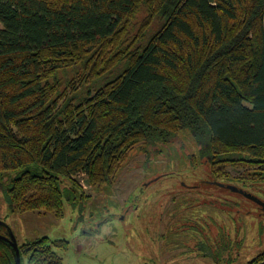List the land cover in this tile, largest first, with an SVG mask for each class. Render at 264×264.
Masks as SVG:
<instances>
[{"label":"trees","instance_id":"1","mask_svg":"<svg viewBox=\"0 0 264 264\" xmlns=\"http://www.w3.org/2000/svg\"><path fill=\"white\" fill-rule=\"evenodd\" d=\"M0 23L10 210L59 216L74 174L100 189L134 148L181 132L216 177L264 165V0H0Z\"/></svg>","mask_w":264,"mask_h":264},{"label":"rangeland","instance_id":"2","mask_svg":"<svg viewBox=\"0 0 264 264\" xmlns=\"http://www.w3.org/2000/svg\"><path fill=\"white\" fill-rule=\"evenodd\" d=\"M144 147L128 154L113 186L100 192L86 173L74 174L91 196L65 202L58 217L12 211L0 190V222L20 244L43 235L67 241L66 248L52 245L61 264H248L264 253V214L248 197L264 196L249 174L257 165L229 166L230 177H216L188 132ZM174 212L180 214L177 224ZM196 224L209 228V249L196 244L202 238L191 227ZM225 234L229 245H212ZM22 264H31L25 255Z\"/></svg>","mask_w":264,"mask_h":264},{"label":"flooded vegetation","instance_id":"3","mask_svg":"<svg viewBox=\"0 0 264 264\" xmlns=\"http://www.w3.org/2000/svg\"><path fill=\"white\" fill-rule=\"evenodd\" d=\"M138 149H140V148H138ZM140 150H142V149H140ZM123 164L124 163H122L120 169L122 168ZM252 173H253V189L255 191L259 190V191L264 193V190H263L264 188H261V186L264 187V166H262L261 164H259V165L257 164V166L253 167V172ZM116 176H117V173H116ZM116 176H115V178L113 180H111L110 182H108L105 185H103L100 189H95V192H100V191L104 190V187L107 186V185H110V187L113 186V182L115 181ZM155 180H156V178L154 180H150L149 182H152V181H155ZM141 183H143V182H141ZM77 184L81 187V191H80L79 195L77 194L75 196V198L71 202H69L71 204H74L75 201L86 200L89 196H91V195L85 194V191H84L83 187L79 183H77ZM191 187H193V186H191ZM248 197L251 198V200L253 201V207L256 206V208L260 210V213L264 214V196H260L258 194H254L253 193V197L250 196V195H248ZM66 202H68V201H66ZM62 212H63V210H62ZM62 212H61L60 215H62ZM178 215L180 216L179 213H175L174 212V216H172L173 217L172 221L176 220L175 224H177ZM55 216L58 217V215H55ZM3 226L4 225L0 222V264H16V250H15V247L13 246L14 242L12 241V237H11V235L13 233H12V231L10 229H8V227L5 228L6 225L4 227ZM191 227H193V229L195 231H199L200 232L199 236L202 237L201 239H199L196 242V244H199L200 246H203V247L206 246V248L209 249L208 246L211 245L210 244V240L208 238V234L210 232L209 228H207V227L206 228H202L198 224H196V226L191 225ZM221 234L222 233H220V235ZM44 237H46V236L45 235L39 236L35 240L20 244L17 241L16 237L14 236V238L16 240V243H17V248H18V251H19L20 264H22L23 255H25L27 257L28 262L31 263V264H61L62 258L53 250L52 245L60 246L61 248H66L67 245H68V242L65 241V240H61V241L60 240L59 241L56 240V242L59 243V244H56L55 241H48V238H47V242H46L45 245L49 246V253H46L45 256H43V261L42 262H38V261H35L33 259L31 260V256L33 254V250L35 248L34 247V242L41 241ZM213 242L214 243L212 245H215V246H218V247H220L221 245L222 246H227V245L230 244L229 239L227 238L226 234L223 235L222 237H220L219 239L214 240ZM221 249L223 250L224 248H221ZM50 252H51V258L49 256ZM220 253H221V251H219V256L216 257L217 259H220ZM261 260H264V258L261 259ZM258 262H256V263H258ZM256 263H253V264H256Z\"/></svg>","mask_w":264,"mask_h":264},{"label":"water","instance_id":"4","mask_svg":"<svg viewBox=\"0 0 264 264\" xmlns=\"http://www.w3.org/2000/svg\"><path fill=\"white\" fill-rule=\"evenodd\" d=\"M228 187H229L230 189H232L233 191H238V192L243 193L242 190H240L239 188H237V187H235V186H233V185H228ZM11 237H12V241L14 242V243H13V246L15 247V250H16V264H20V258H19V251H18V248H17V243H16V240H15L13 234L11 235ZM256 264H264V260H261V261H259V262L256 263Z\"/></svg>","mask_w":264,"mask_h":264},{"label":"crops","instance_id":"5","mask_svg":"<svg viewBox=\"0 0 264 264\" xmlns=\"http://www.w3.org/2000/svg\"><path fill=\"white\" fill-rule=\"evenodd\" d=\"M0 28H1V25H0Z\"/></svg>","mask_w":264,"mask_h":264}]
</instances>
